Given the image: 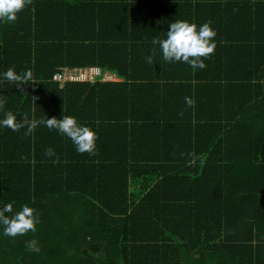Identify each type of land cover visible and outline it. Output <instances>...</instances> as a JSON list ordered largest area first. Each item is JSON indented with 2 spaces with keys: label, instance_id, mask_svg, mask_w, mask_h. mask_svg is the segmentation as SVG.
I'll return each instance as SVG.
<instances>
[{
  "label": "trees",
  "instance_id": "trees-1",
  "mask_svg": "<svg viewBox=\"0 0 264 264\" xmlns=\"http://www.w3.org/2000/svg\"><path fill=\"white\" fill-rule=\"evenodd\" d=\"M17 17L0 72L32 78H0V119L73 116L97 139L89 155L42 124L0 128V206L39 218L0 225V264H264V0H28ZM176 20L215 30L204 69L153 54ZM92 67L121 81L52 82Z\"/></svg>",
  "mask_w": 264,
  "mask_h": 264
},
{
  "label": "clouds",
  "instance_id": "clouds-1",
  "mask_svg": "<svg viewBox=\"0 0 264 264\" xmlns=\"http://www.w3.org/2000/svg\"><path fill=\"white\" fill-rule=\"evenodd\" d=\"M27 3L28 0H0V23L15 22L18 18L17 13L23 10ZM215 36V30L207 22L197 26L193 22L176 20L169 24L163 38L155 37L152 39V44L155 46L152 51L155 54L158 48L161 59L165 63H185L193 71H196L206 67L204 59L214 52ZM145 60L148 64H152L153 55L146 56ZM0 78L15 84L19 88L31 80L32 74L30 70L17 73L14 68L10 67L0 72ZM184 101L188 107L194 105V100L191 97L186 96ZM3 103L4 101L0 100V105ZM37 124H42L49 130H55L58 134L69 139L75 146L77 153L87 152L89 155H95L97 139L95 131L89 126L80 124L73 116H62L60 119L46 118L39 121H30L25 116L18 121L13 113L6 112L4 118L0 119V128L7 127L12 131L26 127L27 132H31ZM44 154L48 157L55 156L51 148L47 149ZM57 160L58 158L53 159L52 162L56 163ZM12 212L11 203L0 206V225L3 226V235L16 237L30 230L35 231V225L39 223V218L34 215L33 208L25 204L11 217L5 215ZM28 246L34 248L35 241L29 242Z\"/></svg>",
  "mask_w": 264,
  "mask_h": 264
},
{
  "label": "built area",
  "instance_id": "built-area-1",
  "mask_svg": "<svg viewBox=\"0 0 264 264\" xmlns=\"http://www.w3.org/2000/svg\"><path fill=\"white\" fill-rule=\"evenodd\" d=\"M113 80V74L110 72H104L98 67H92L73 70L62 69L54 75L52 82L64 86L68 82L94 83L96 81L112 82Z\"/></svg>",
  "mask_w": 264,
  "mask_h": 264
},
{
  "label": "crops",
  "instance_id": "crops-1",
  "mask_svg": "<svg viewBox=\"0 0 264 264\" xmlns=\"http://www.w3.org/2000/svg\"><path fill=\"white\" fill-rule=\"evenodd\" d=\"M236 36H241L242 35V32H236V34H235ZM260 36H263V38H264V35H263V32H261L260 33ZM240 38H242V37H240ZM237 44V43H236ZM245 45H248V46H253L252 44H250V43H247V44H245V43H242V42H240L239 43V47H241L242 49L244 48V46ZM242 51H244V49L242 50ZM249 58V57H248ZM113 81L112 82H104V83H118V82H120L121 80L116 76V75H113Z\"/></svg>",
  "mask_w": 264,
  "mask_h": 264
},
{
  "label": "rangeland",
  "instance_id": "rangeland-1",
  "mask_svg": "<svg viewBox=\"0 0 264 264\" xmlns=\"http://www.w3.org/2000/svg\"><path fill=\"white\" fill-rule=\"evenodd\" d=\"M44 240H47V238H46V236H45V238H44ZM59 257V256H58ZM27 262H30V264H32V260H31V258L29 259H27Z\"/></svg>",
  "mask_w": 264,
  "mask_h": 264
}]
</instances>
